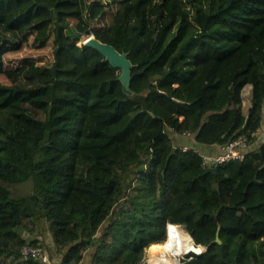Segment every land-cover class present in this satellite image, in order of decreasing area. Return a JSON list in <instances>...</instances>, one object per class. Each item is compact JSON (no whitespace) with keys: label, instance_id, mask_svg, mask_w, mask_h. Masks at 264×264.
<instances>
[{"label":"trees","instance_id":"16d2710c","mask_svg":"<svg viewBox=\"0 0 264 264\" xmlns=\"http://www.w3.org/2000/svg\"><path fill=\"white\" fill-rule=\"evenodd\" d=\"M82 14L81 0H0V264L56 263L25 235L42 220L59 264H141L168 223L203 247L181 264H264V0H122L87 37L128 54V88L67 20ZM45 24L53 61L7 68ZM243 133V159L211 167L194 148Z\"/></svg>","mask_w":264,"mask_h":264},{"label":"rangeland","instance_id":"374dc122","mask_svg":"<svg viewBox=\"0 0 264 264\" xmlns=\"http://www.w3.org/2000/svg\"><path fill=\"white\" fill-rule=\"evenodd\" d=\"M122 0H81L83 14L80 18H68L67 20L75 27L76 30L81 32L83 38H87V32L93 30L94 28H105L108 27L113 20L114 14L116 13L120 2ZM56 46L54 35L51 31V25L45 24L41 28L31 32L24 41V45L21 49L16 51H10L5 54L6 67L10 68L13 66H18L23 63L34 64V65H48L54 59V48ZM121 76L125 80L126 85L129 82L130 71H127L126 76L121 69ZM0 83L4 85H10L9 79L4 75L0 74ZM126 88H128L126 86ZM250 94L249 85L244 88L245 101H248V96ZM167 131L172 137L175 146L182 145L181 138H186L183 134H179L174 130L168 128ZM190 138V137H188ZM264 139V132H259L256 134V139L254 140V146H258ZM15 191H28L30 188L29 183H24L20 185H10ZM180 230L186 235H190L187 230L180 225ZM25 235L29 239L38 238L45 243L46 250H50L52 256L54 257L56 263L51 261L50 264H59L63 258L61 252L57 253L54 241L48 230V223L42 220L36 225L33 230H25ZM151 244V243H150ZM150 244L144 249L143 256L146 257V262L150 263ZM194 246L193 240L192 245L183 248L179 251H173L175 254V260L171 264H175L178 261V256L182 260V257L187 254L184 252L187 249H191ZM184 254V255H182ZM50 255V254H49ZM86 258L82 264H85ZM155 263V262H154Z\"/></svg>","mask_w":264,"mask_h":264},{"label":"built area","instance_id":"2783aa9c","mask_svg":"<svg viewBox=\"0 0 264 264\" xmlns=\"http://www.w3.org/2000/svg\"><path fill=\"white\" fill-rule=\"evenodd\" d=\"M186 135H190V132H186ZM257 132H253L252 135H256ZM251 145L250 136L246 133L241 134L238 137L231 138L221 144H218V150L206 152L201 150L199 146L194 147L197 152L202 156L203 163L207 166L215 167L230 161L243 159L248 152ZM184 149L193 147L192 142H186L183 144ZM174 226L180 228V225L168 223L167 234L169 233V227ZM21 254L24 259L30 257L40 258L45 262H50V257L43 247H37L32 244H26L21 249ZM183 258V257H182ZM141 264H151L146 262V257L143 256ZM177 264H181V260Z\"/></svg>","mask_w":264,"mask_h":264},{"label":"bare ground","instance_id":"6f19581e","mask_svg":"<svg viewBox=\"0 0 264 264\" xmlns=\"http://www.w3.org/2000/svg\"><path fill=\"white\" fill-rule=\"evenodd\" d=\"M191 245L192 239L190 238V235H186L178 227L170 226L166 240L150 246V263L171 264L175 260V254L173 251H179ZM187 253H189V251ZM180 259L181 258H178V261L175 264H177Z\"/></svg>","mask_w":264,"mask_h":264},{"label":"water","instance_id":"95a60500","mask_svg":"<svg viewBox=\"0 0 264 264\" xmlns=\"http://www.w3.org/2000/svg\"><path fill=\"white\" fill-rule=\"evenodd\" d=\"M84 43L88 46H91L97 50H99L102 54H104L105 58L115 67H118L123 70L124 76H126L127 71H130L129 82L126 85L125 80L120 75V79L124 82L125 87H129L131 81V67L133 66L131 60L127 57L126 52H120L113 44L104 42L95 37V35L88 36ZM249 114L246 116L245 123L247 122ZM190 238L194 241V237L190 235ZM217 240L221 242L219 234H217ZM194 251L196 253H202L203 247L201 245H197L194 241V246L189 250V252Z\"/></svg>","mask_w":264,"mask_h":264},{"label":"crops","instance_id":"0c3cea01","mask_svg":"<svg viewBox=\"0 0 264 264\" xmlns=\"http://www.w3.org/2000/svg\"><path fill=\"white\" fill-rule=\"evenodd\" d=\"M181 139H183L181 142V143H183L188 138H181ZM214 150H218V144H212L210 146H207L203 151L210 152V151H214Z\"/></svg>","mask_w":264,"mask_h":264},{"label":"clouds","instance_id":"9594fccd","mask_svg":"<svg viewBox=\"0 0 264 264\" xmlns=\"http://www.w3.org/2000/svg\"><path fill=\"white\" fill-rule=\"evenodd\" d=\"M166 234H167V231H166Z\"/></svg>","mask_w":264,"mask_h":264}]
</instances>
